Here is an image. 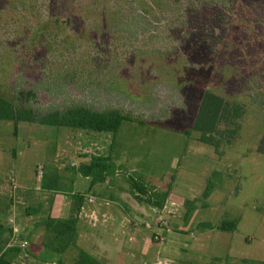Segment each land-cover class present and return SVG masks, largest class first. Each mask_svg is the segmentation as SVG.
<instances>
[{
  "label": "rangeland",
  "instance_id": "1",
  "mask_svg": "<svg viewBox=\"0 0 264 264\" xmlns=\"http://www.w3.org/2000/svg\"><path fill=\"white\" fill-rule=\"evenodd\" d=\"M145 10L149 20L132 18ZM207 90L246 108L218 150L193 131ZM0 95L39 111L83 104L126 118L116 135L0 120V148L18 153L16 185L39 189L29 208L48 203L35 211L41 219L61 190L60 165L73 174L80 165L68 156L77 146L160 204L130 214L149 243L145 259L141 240L132 248V264H264V0H0ZM96 232L115 260L128 242L116 248Z\"/></svg>",
  "mask_w": 264,
  "mask_h": 264
},
{
  "label": "crops",
  "instance_id": "2",
  "mask_svg": "<svg viewBox=\"0 0 264 264\" xmlns=\"http://www.w3.org/2000/svg\"><path fill=\"white\" fill-rule=\"evenodd\" d=\"M75 144L78 145L80 142ZM74 147L68 152V156L77 155L80 165L74 164L76 166L72 169L76 171L75 174L69 168H65L64 164L60 165V170H62L60 175L61 190L53 198L49 212L45 215L48 219L66 220L74 207L73 196L80 194L85 197V202L77 214L79 222L76 245L69 247L63 253L55 252L49 248L52 234L46 228V221L41 219V212H35L42 205L48 203L41 204L43 201L41 200L38 208H29L30 203L39 199L35 196L39 189L19 188L16 185L15 175L12 174L13 165L10 164V155L17 157V151L12 150V153L8 154L6 150L0 148V256H6L5 259L10 264H75L81 250L88 252L102 264H132L133 257L131 256L135 255L132 248L137 247L140 240V244L143 246L142 257L144 259L147 257L148 241L146 242L145 238L139 237L132 232L133 229L129 228L132 218L130 214L142 215L138 210V207H142L141 203L135 199V195L141 197L142 195L131 188L132 184L130 183V185L129 181L121 177L123 176L122 171L118 170L116 165H111L101 180H94L93 176L83 175L81 173L83 166L91 165L93 158L100 157V154L94 153L79 158V148ZM58 181L59 179H56L54 182ZM23 189L24 193L26 190V194H22ZM89 197L93 198L92 203L88 201ZM21 204L27 205L25 210L21 209ZM92 213L99 219V223L95 226L90 218ZM12 218L16 220L20 229L18 241L25 239L29 242V247L26 250L12 243L13 228L10 224ZM37 219H40L39 222ZM110 222L121 230L104 227ZM96 229L105 231L107 235L104 237L111 236L116 248L119 247L118 242L125 240L128 242L127 245L124 242L126 249L125 246H122V249L118 250L116 261L110 257L108 252L109 240L101 238ZM127 256L131 262L126 259Z\"/></svg>",
  "mask_w": 264,
  "mask_h": 264
},
{
  "label": "trees",
  "instance_id": "3",
  "mask_svg": "<svg viewBox=\"0 0 264 264\" xmlns=\"http://www.w3.org/2000/svg\"><path fill=\"white\" fill-rule=\"evenodd\" d=\"M145 10L132 18L134 20H149ZM246 113V108L239 102L228 100L225 97L207 90L202 98L196 115L193 131L199 134V141L203 144L219 149L223 143H230L241 130L240 120ZM0 120L19 123H34L44 126L67 127L72 129L90 130L95 132H108L116 135L126 120L118 111H97L87 108L83 104H72L65 109L51 108L39 111L30 102L20 104L14 100L0 95ZM258 152L264 155V133L259 141ZM108 158L94 157L91 165L83 166L81 173L85 176H93L94 180H101L110 168ZM135 189L143 196L147 192L143 185L134 181ZM213 192V185L208 183L203 197L208 199ZM75 217L66 220L48 219L46 228L52 234L49 248L55 252L63 253L69 247L76 245L77 228L79 219L78 211L85 202V197L80 194L73 196ZM138 202H147L155 207H160L156 201L136 196ZM153 199V198H152ZM227 229L226 226H223ZM6 256H0V264H10ZM75 264H102L88 252L81 250Z\"/></svg>",
  "mask_w": 264,
  "mask_h": 264
},
{
  "label": "built area",
  "instance_id": "4",
  "mask_svg": "<svg viewBox=\"0 0 264 264\" xmlns=\"http://www.w3.org/2000/svg\"><path fill=\"white\" fill-rule=\"evenodd\" d=\"M88 201L92 203L93 202V198L89 197ZM82 213H83V210H82L81 214ZM84 215H87V214H84ZM90 218H91L92 224H94V226L99 223V219L94 215V213H92L90 215ZM10 224L12 225V228H13L12 243L13 244H17L19 246V248H21L23 250H26L29 247V242L27 240H25V239H23V240L21 239V240L18 241L17 237L20 234V229L18 228V226L16 224V220L14 218L10 219ZM155 240L156 241L159 240V236L158 235L155 237ZM161 263L162 262H160V264Z\"/></svg>",
  "mask_w": 264,
  "mask_h": 264
}]
</instances>
